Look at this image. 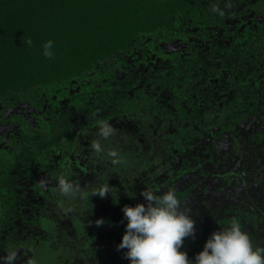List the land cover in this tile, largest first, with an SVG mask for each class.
Listing matches in <instances>:
<instances>
[{
  "label": "flooded vegetation",
  "instance_id": "obj_1",
  "mask_svg": "<svg viewBox=\"0 0 264 264\" xmlns=\"http://www.w3.org/2000/svg\"><path fill=\"white\" fill-rule=\"evenodd\" d=\"M222 9L226 26L171 25L163 35L134 38L70 89L0 99V255L18 250L16 264L33 253L39 264H130L117 250L127 224L122 209L146 203L144 189H173L190 209L196 232L181 249L190 259L232 218L264 247V0H231ZM232 59L242 73L230 68ZM190 64L204 75L209 69L223 91L212 76L188 86ZM238 95L242 110L256 109L237 122L244 132L218 137L220 117L244 113L231 104ZM103 120L117 134L102 142L126 165L91 150ZM65 121L67 136L59 134ZM60 175L87 193L101 183L112 192L66 201L56 191Z\"/></svg>",
  "mask_w": 264,
  "mask_h": 264
},
{
  "label": "trees",
  "instance_id": "obj_2",
  "mask_svg": "<svg viewBox=\"0 0 264 264\" xmlns=\"http://www.w3.org/2000/svg\"><path fill=\"white\" fill-rule=\"evenodd\" d=\"M230 1L0 0V99L13 93L32 94L40 87L52 89L67 85L70 89L77 85L80 77H86L90 69L126 48L134 38L145 34L163 35L171 25L183 27L191 20L200 31L217 24L226 26L225 13L221 15L212 9L215 6L223 12L222 6L229 5ZM233 23L236 27L241 25L240 20L235 19ZM29 38L31 46L24 43ZM48 40L53 41L51 59L43 56V44ZM198 62L206 69L210 66L203 59ZM235 62L238 61L232 59L230 68L242 73L238 69L240 62ZM189 68L184 81L188 86H191L190 80L212 76L209 69L204 75L201 65L190 64ZM211 79L213 88L222 92L221 79L213 76ZM256 85L258 83L254 89ZM244 100L238 95L231 104L242 110L247 104ZM254 109V105H250L233 118V112L228 117H220L222 128L218 137L225 131L244 132L237 122ZM65 122L59 131L63 136L69 135L71 129L70 121Z\"/></svg>",
  "mask_w": 264,
  "mask_h": 264
},
{
  "label": "clouds",
  "instance_id": "obj_3",
  "mask_svg": "<svg viewBox=\"0 0 264 264\" xmlns=\"http://www.w3.org/2000/svg\"><path fill=\"white\" fill-rule=\"evenodd\" d=\"M213 12L223 15L217 7ZM31 46L32 40L24 41ZM43 56L53 58V41L43 44ZM117 134V129L108 120L97 123V137L91 142V150L97 156L106 158L114 166L126 165L124 156L115 148L106 146L107 141ZM46 186L47 179L41 180ZM56 191L66 201L84 200L90 195L105 197L112 192L111 186L101 183L91 193L85 192L81 184L60 175ZM146 203L135 206L125 205L122 209L123 219L127 220L126 231L122 236L117 250L124 251V258L130 264H264V247L254 245L247 231L243 229L238 218H232L227 225L213 231L206 240L203 249L190 259L187 251L181 250L186 237L194 236L196 220L190 209L181 206L175 190L168 189L162 193L152 189L141 192ZM70 209H66L68 211ZM105 221H96L101 226ZM33 253L28 264H39ZM18 250L7 249L0 255V264H16Z\"/></svg>",
  "mask_w": 264,
  "mask_h": 264
}]
</instances>
